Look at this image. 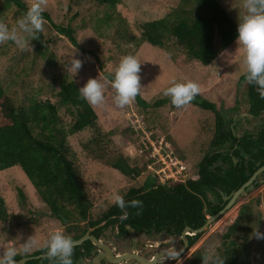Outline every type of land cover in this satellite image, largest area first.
Returning a JSON list of instances; mask_svg holds the SVG:
<instances>
[{
  "label": "trees",
  "instance_id": "trees-1",
  "mask_svg": "<svg viewBox=\"0 0 264 264\" xmlns=\"http://www.w3.org/2000/svg\"><path fill=\"white\" fill-rule=\"evenodd\" d=\"M179 2L180 5L166 16L140 23L141 31L138 36L122 33L124 38L120 39L119 28L117 29L111 20L112 15H117L121 0H88V3L96 7H107L105 18L97 19L94 27L98 30L102 24L114 27L116 40L125 44V47L119 48L122 56H136L144 44L156 49H165L168 45L175 44L184 52V63L191 61L209 66L217 58V50H225L237 40V27L218 0ZM9 8H12L13 14H24L27 8L22 0H0V19L4 18L3 21L11 28L12 24H15L9 22L12 17H6ZM42 15L47 22L52 23L57 36L66 39L86 56L100 57L94 51L85 50L81 46L77 38L78 28L71 22L56 25L48 13L43 12ZM120 18L121 23L125 25L126 18ZM96 33L99 37L102 36L100 31ZM215 39L218 40V48ZM53 43V40L50 43L48 38L40 33L39 40L32 41L35 58L45 59L46 55L51 53ZM9 49L16 51L17 47L11 41L0 44V64L5 60H14L8 53ZM98 61L103 75L109 80L113 79L114 73L107 71L103 62L99 59ZM48 64H56L54 54L48 56ZM19 72L20 76L25 74L22 67ZM16 75L18 74H15V85L19 81V75ZM20 82L22 83L21 80ZM12 86L4 85L0 79V172L12 167L19 168L45 204L47 214L58 220L62 224V231L74 240L81 238L89 230H92L90 234L98 240L108 237L107 232H110V236L114 235L113 232L116 233L113 237L117 238L129 234L146 237L153 235L152 232L180 237L185 227L192 230L202 227L209 217L224 207L226 203L223 202L221 193L230 195L235 192L264 165V98L259 96L256 86L249 83L247 85V113L253 121H260L261 126L256 135L246 131L240 137L233 132L235 125L232 127V122L224 121L217 107L199 93L190 105L212 113L215 117V130L209 143L210 149L204 152L194 166L193 177H186L184 182L169 180L162 183L149 169L150 166L156 167L155 159L150 157L149 151L142 152L135 160L126 157L123 152L109 154L107 159L102 160L124 177L141 181L142 174L148 173L147 180L140 187L131 186L118 192L128 202L141 201L142 206L127 207L125 218L113 202L104 212L99 211L93 216L91 211L94 203L82 183L79 169L75 165L74 152L68 141L69 136L82 133L86 129H95L94 133H101L98 130L96 113L79 94V88L83 87V84L65 75L63 80L58 82V89L55 90L52 86L51 95L55 101L50 98L42 99L28 92L20 102L11 96ZM133 104L140 113L154 112L159 108L180 109L172 105L170 97L164 95L154 97L151 102L139 94ZM144 116L147 121V115ZM125 130L130 133L129 129ZM99 133L84 145L86 151L90 146L94 148L93 144H100L103 141L102 136L108 137V134ZM133 135L134 132L131 136ZM103 152L102 156H106L107 153ZM174 154L176 155L175 152ZM233 159L238 162L234 163ZM180 160L183 162L184 159ZM216 163L220 165L212 168ZM262 181L264 172L246 192L249 193L250 188H258ZM208 195H211V200ZM19 196L24 206H27L22 190H19ZM260 205V196L241 204L234 223L220 235V245L216 252L225 258L226 264H251L252 233L257 228L255 223L260 219ZM8 220L9 213L0 195V225ZM200 236L201 234L187 237L189 248L193 247ZM97 252V248L90 241H86L74 248L73 264H80ZM203 253V250L194 252L184 264H202ZM40 254H46V249L42 248L32 255ZM23 257L25 256L17 255L16 259ZM172 263L173 261H166L162 264ZM25 264L57 262L41 258Z\"/></svg>",
  "mask_w": 264,
  "mask_h": 264
},
{
  "label": "rangeland",
  "instance_id": "rangeland-1",
  "mask_svg": "<svg viewBox=\"0 0 264 264\" xmlns=\"http://www.w3.org/2000/svg\"><path fill=\"white\" fill-rule=\"evenodd\" d=\"M22 1L26 8L30 6L31 0ZM218 1L238 27V19H242L245 14L242 0ZM180 3L179 0H121V4L117 7V15H112L111 21L117 29L119 28L120 39L124 38L122 33L138 36L141 31L140 23L160 19L174 10ZM105 8L107 7L103 9L96 7L88 3V0H48L44 12L50 15L52 22L56 25H65L71 22L73 26L78 28L77 38L81 46L85 50L94 51L100 57L94 58L84 55L66 39L57 36L52 23L46 22L42 33L50 43L52 40L54 43L50 48L51 53H48L45 59H36L32 50L23 51L17 47L16 51L15 48L8 51L14 60L11 62L5 60L0 64L2 83L13 85L10 87L11 96L20 102L24 95L30 92L38 95L39 98H50L55 101L51 95L53 94L52 86L55 87V90L58 89V82L63 80L65 75L69 79L83 84V86L90 78H97L103 83L105 76L99 68L98 59L103 62L107 71L114 73L122 57L119 48L125 47V44L121 40H116L114 27L111 28L106 24L100 25V30L94 27L97 19L105 18L107 14ZM7 12L6 17H12L9 22L14 24L23 15L13 14L12 8H9ZM119 14L126 18L125 25L121 23ZM3 17L5 16L3 15ZM12 26L14 25L12 24ZM99 31L102 34L100 37L96 33ZM217 41V39L214 40L216 46ZM183 53L175 44H170L165 49H156L148 44H144L140 48L136 57L141 63L140 83L142 87L140 94L142 98L152 102L154 97H162L165 90L172 86L173 81L186 82L191 80L200 85V94L217 107L224 121L232 122L231 125L232 127L235 125V128L239 124L246 123V118H248L245 115L247 112L245 105L247 101V83L245 82L247 69L243 62L245 55L243 46L237 45L235 40L225 50H217V58L209 66H202L191 61H188V64L184 63L185 56ZM53 54L56 64L49 65L48 56ZM74 56L84 61L82 69L76 76L67 71V67ZM20 67L25 70V74L22 76H20V72L18 73ZM15 74L19 75V81L16 85ZM104 95L103 107L91 106L97 115L98 130L102 134L97 130L94 133L95 129H86L82 133L69 136L68 139L74 152L75 165L79 169L82 183L94 203L91 211L93 216L97 215L99 211L104 212V209L114 202L113 197L119 191L131 186L140 187L147 180L148 173L142 174L141 181H139L136 178L124 177L109 167L102 160L107 159L109 154L115 155L123 152L126 157L135 160L138 159L144 149H148L151 153L154 152L153 147L158 150L157 142L164 139L170 143L178 158L184 159L183 162L189 169L187 177H193L194 166L204 152L210 149L209 143L215 130L214 115L190 104L176 110L159 108L154 112L140 113L133 103L123 109L117 107L114 102L115 90L110 85L105 88ZM63 112L64 110H62V114ZM144 115H147V121ZM258 122L257 120L254 121V123ZM259 125L260 122L256 125L254 132L259 130ZM125 128L129 129L130 133ZM235 131L233 130L234 134ZM131 132H134L133 136H131ZM97 133L108 134V137L102 136L103 141L100 144H93L94 148L90 146L86 151L84 145L88 144ZM243 133L239 134V137ZM114 137H118V139L114 140ZM155 141L157 142L154 143ZM103 151L107 153L106 156H102ZM19 190L24 192L27 206H24L21 201ZM0 195L9 213L8 222L0 225V251L8 246V241H12L17 247L18 255L25 256L20 243L28 236L34 235L37 245L32 252L27 254V257H30V255L33 256L32 254L45 248V242L51 231L63 230L62 224L47 214L45 204L36 195L33 187L19 168L12 167L0 172ZM257 196L261 198V205L258 210L260 219L255 224L256 227H259V231L264 233V181H262V185L258 188H250L249 193H246L242 198L240 196L235 205L211 223L201 233L193 247L174 260L172 264H184L198 250L207 251L209 254L216 252L220 245L219 237L234 223L239 206ZM208 197L210 200L212 199L211 195ZM113 234L116 233L113 232ZM106 235L108 237L103 238L104 241L118 253L131 245L130 241L125 242L120 237L110 236V232H107ZM144 238L143 240H149V243L147 242L149 245L158 246L157 249L165 245L160 244L161 241L168 239V237H164V234H153ZM178 243L179 240L177 245L175 243L170 249L165 248L167 251L175 253L181 249V245ZM250 253L251 264H264V240L253 237ZM152 255V251H147L144 257L150 259ZM93 261L94 264H106L101 257L96 260L87 258L80 264H92ZM162 261L168 260L162 259ZM121 264L137 263L125 261Z\"/></svg>",
  "mask_w": 264,
  "mask_h": 264
},
{
  "label": "clouds",
  "instance_id": "clouds-1",
  "mask_svg": "<svg viewBox=\"0 0 264 264\" xmlns=\"http://www.w3.org/2000/svg\"><path fill=\"white\" fill-rule=\"evenodd\" d=\"M48 0H31L26 12L17 19L15 26L9 27L0 19V44L11 41L16 47L23 51L33 49L32 41L39 40V34L44 31L46 20L42 13L45 11ZM245 14L238 19L237 45L243 46L244 64L247 73L246 83L254 84L261 98H264V0H242ZM227 53V52H226ZM232 54V53H228ZM84 61L71 59L67 71L76 76L83 67ZM141 63L134 55L128 54L120 58L115 68L113 79L104 78L103 83L97 78H90L86 84L79 88L80 96L92 107H103L105 103V88L110 85L115 90L114 102L117 107L123 109L130 106L140 94L141 90ZM200 93V85L188 80L186 82H172L164 95L171 98V103L176 108L189 105ZM118 139V137L113 138ZM220 165L217 163V166ZM115 205L127 217L125 209L129 206L140 207L139 200L126 201L123 195L115 194ZM190 234L192 233H187ZM188 236V235H187ZM252 236L258 240H264V233L258 227L253 230ZM37 241L34 235L28 236L20 247L25 257L36 247ZM77 241L70 235L57 229L51 231L45 242L46 257L55 260L57 264H73L72 256ZM17 247L12 241L0 251V264H23V260L16 259ZM202 264H226V260L218 252L202 254Z\"/></svg>",
  "mask_w": 264,
  "mask_h": 264
},
{
  "label": "water",
  "instance_id": "water-1",
  "mask_svg": "<svg viewBox=\"0 0 264 264\" xmlns=\"http://www.w3.org/2000/svg\"><path fill=\"white\" fill-rule=\"evenodd\" d=\"M233 162L236 163V159H233ZM217 166V163L212 167L215 168ZM264 172V165L259 167L249 178L248 180L241 185L239 189H237L235 192H232L230 195H225L224 193H221L222 195V200L224 203V207L216 213L214 216L209 217L204 225L196 230H192L189 227H185L184 230L181 233V239L183 242V247L181 250L175 253H171L167 250H162L156 253L154 256H152L150 259H147L141 255H138L135 251V239L133 240L134 246L132 248L131 252L128 251H123L121 253H114L109 245L103 243V239L100 238L99 240L96 239L94 236L90 234L92 230H89L85 235H83L81 238L77 239V245L80 246L82 243L86 241H90L91 244L96 247L100 252L99 254L94 258V260L102 257L107 261V264H121L124 261H135L137 264H160L162 263V259L168 260V261H174L178 259L180 256H182L185 251L188 249V240H187V235L190 236V234L187 233H192L191 235H198L203 233L210 225L213 223L217 218L226 210H229L233 205H235L236 201L239 199L240 196H244L247 192L246 189H248L253 182L257 179L258 176H260ZM103 225V224H101ZM99 225V226H101ZM98 226V227H99ZM75 246V247H76ZM41 258H47L46 254H40L37 256H30V257H24L20 260H23V264H25L28 261L31 260H37ZM94 264V261L93 263Z\"/></svg>",
  "mask_w": 264,
  "mask_h": 264
},
{
  "label": "built area",
  "instance_id": "built-area-1",
  "mask_svg": "<svg viewBox=\"0 0 264 264\" xmlns=\"http://www.w3.org/2000/svg\"><path fill=\"white\" fill-rule=\"evenodd\" d=\"M146 139L152 142V140L148 137H146ZM156 142L157 141H155L154 143ZM157 145L158 150L153 147L154 152H159L157 153V155L154 152L151 153L148 149H144V151L150 152L149 155L152 159H155L154 164L156 167L152 168V166H150L149 169L159 177V180L162 183L169 180H172L174 182H184L188 175L187 165L179 158H177L168 141L166 142L163 139V141L161 140L157 142Z\"/></svg>",
  "mask_w": 264,
  "mask_h": 264
},
{
  "label": "flooded vegetation",
  "instance_id": "flooded-vegetation-1",
  "mask_svg": "<svg viewBox=\"0 0 264 264\" xmlns=\"http://www.w3.org/2000/svg\"><path fill=\"white\" fill-rule=\"evenodd\" d=\"M246 82V81H245ZM246 85H248V83L246 84ZM247 93V92H246ZM246 98H247V96H246ZM245 105H246V107H247V109H248V101H246V103H245ZM247 115H249L248 113H247ZM250 116V115H249ZM260 122V121H259ZM261 123V122H260ZM153 234H157L156 232H152ZM134 236V237H133ZM168 237V239H164V241H161V243L160 244H165V245H163V246H160V248L159 249H157L158 248V246H156V247H153V245H149L148 243H149V240H143V239H145L143 236H139V237H136L134 234H129L128 236H126V237H120V239H123V240H125V242H129L130 241V247H128V248H126L125 250H123V251H128V252H131L132 251V248H133V246H134V242H133V240L135 239V251H136V253L138 254V255H141V256H143L144 257V255L146 254V252L147 251H152L153 252V255L152 256H154L156 253H158L159 251H162V250H167L165 247H167L168 249H170V247H172V244H175L176 243V245H177V242H178V240H179V243H178V245H181V249H182V247H183V242H182V239H181V235H180V237H176V236H167V235H164V237ZM187 237H191V236H187ZM134 238V239H133ZM103 239V238H102ZM137 240H138V242H137ZM188 240V239H187ZM108 241H109V239H108ZM103 242L106 244V242L104 241V239H103ZM148 242V243H147ZM109 247L111 248V250L114 252V253H118L113 247H111L110 245H109ZM181 249H179V250H181ZM188 249H189V246H188ZM187 249V250H188ZM178 250V251H179ZM122 251V252H123ZM178 251H176V252H178ZM99 252L100 251H98L97 252V254H95L92 258H95L98 254H99ZM175 252V251H174ZM186 252V251H185ZM121 253V252H120ZM119 254V253H118ZM151 256V257H152ZM150 257V256H149ZM102 258V257H101ZM128 261V260H127ZM104 262L107 264V261L104 259ZM125 262V261H124ZM132 262H134L135 263V261H132ZM123 263V262H122ZM162 263H164V261L162 262ZM162 263H160V264H162Z\"/></svg>",
  "mask_w": 264,
  "mask_h": 264
},
{
  "label": "crops",
  "instance_id": "crops-1",
  "mask_svg": "<svg viewBox=\"0 0 264 264\" xmlns=\"http://www.w3.org/2000/svg\"><path fill=\"white\" fill-rule=\"evenodd\" d=\"M242 114L240 113V116H241ZM245 115H247V112H246V114ZM248 116V118H246L247 119V122L246 123H243V124H239V125H237V127L235 128V134L236 135H238L239 136V134H242L243 132H245V131H247L248 130V132L247 133H249V134H252V135H256V132H254L255 131V129H256V125L257 124H259V122L258 123H254V121L252 120V117L251 116H249V115H247ZM251 117V118H250ZM259 126H261V123H260V125Z\"/></svg>",
  "mask_w": 264,
  "mask_h": 264
}]
</instances>
